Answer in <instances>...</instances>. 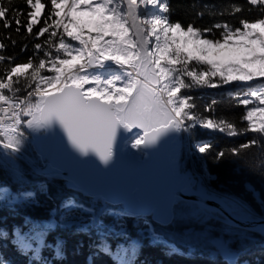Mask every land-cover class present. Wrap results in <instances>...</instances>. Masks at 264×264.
<instances>
[{
  "label": "snow or ice",
  "instance_id": "1",
  "mask_svg": "<svg viewBox=\"0 0 264 264\" xmlns=\"http://www.w3.org/2000/svg\"><path fill=\"white\" fill-rule=\"evenodd\" d=\"M23 2L29 9L26 14L15 0H0V26L11 29L15 24L17 34L23 27L26 37L47 38L33 44V55L25 62H15V56L3 54L7 48L3 40L9 39L12 45L17 41L11 32L7 36L0 33V159L15 165L32 133L54 134L55 129H59L61 141L66 138L65 152L95 158L103 166L112 165L122 139L143 152L197 127L228 136L256 134L237 147L217 151L215 161L226 154L239 156L254 146L264 147V0H246L250 9L259 10L256 19L242 18L239 27L225 21L207 28L171 20L170 0H49L44 26L35 32L46 3ZM203 9L210 16L244 10L237 3L219 11L210 4H204ZM204 10L196 15L203 17ZM214 29L220 30L219 36ZM26 49L24 45L21 51ZM234 82L243 90L229 95L245 107L240 119L247 122L246 128L237 129L225 117L204 115L197 110L196 97L187 94ZM215 103L206 105L204 111L214 112ZM192 147L202 156L212 150L208 140L197 141ZM12 175L18 182L25 177L19 167H13ZM44 175L55 177L59 170L45 167ZM187 182L190 184L191 178ZM40 191H48L47 183L40 185ZM201 194L204 199L215 198L203 189ZM35 195L31 191L13 194L0 185V207L31 201ZM183 207V201L170 203L161 222H174ZM54 211L87 213L92 218L97 213L95 207L74 198H66ZM209 211L193 206L190 214L204 216ZM225 212L242 220L252 216L244 204L227 197L215 214L223 218ZM258 224L264 232V220ZM52 226L49 221L34 224L28 233L14 232L16 246L30 257V264H50L41 251L49 247L46 237ZM226 226L234 227L230 222ZM7 235L0 230V239ZM153 236L159 242L160 237ZM210 245L228 257L226 264H239L225 241L217 238ZM52 250L56 258H63L64 242L57 240ZM97 250L111 254L104 241ZM136 251L135 245L120 249L115 254L116 264H132L130 255L135 256ZM168 251L180 254L175 246ZM0 264L8 261L0 257Z\"/></svg>",
  "mask_w": 264,
  "mask_h": 264
},
{
  "label": "trees",
  "instance_id": "2",
  "mask_svg": "<svg viewBox=\"0 0 264 264\" xmlns=\"http://www.w3.org/2000/svg\"><path fill=\"white\" fill-rule=\"evenodd\" d=\"M42 2L46 3V10L42 14L40 23L34 26V32L44 26L43 16L47 14L50 7L49 0H42ZM15 3L17 7L24 10L25 14L29 10L23 0H15ZM231 3L243 5L244 10L235 15L210 16L207 14L208 10L203 9L204 4H210L215 5L214 11H219ZM170 7L171 20H179L185 25L191 22L200 28H207L214 23L225 21L234 27H239L240 19L253 20L260 14L258 9L254 7L250 9L246 0H170ZM201 10L205 11V15L198 17L196 13ZM15 27V24L11 29H3L0 26V33L7 36L11 32L12 39L17 41L15 45H12L9 39H4L3 42L7 48L3 54L15 56V62H25L29 56L33 55V44L46 39L47 35L37 40L33 36L26 37L23 27L17 34ZM213 31L219 36V29ZM24 45H27V49L21 51ZM238 90L242 91L243 86L232 84L219 88L194 89L187 94L196 97L195 103L199 112L215 116L217 119L225 117L234 122L237 129H241L247 127V122L240 119L246 109L229 95ZM213 100L216 101L213 106L214 112H205V106L211 104ZM255 136L256 134L251 132L228 136L220 131L204 130L199 127L191 133H181L182 148L178 169L186 175L193 174L192 171L195 170L204 177L212 190L241 202L252 215L264 217V167L261 166L264 162V147L254 146L241 151L239 156L226 154L220 161L213 159L217 151L237 147ZM31 140L30 135L24 152L31 156L35 163L42 165L39 156L33 150ZM200 140L211 142L212 150L209 154L202 156L194 151L192 145ZM13 167L24 170L25 177L22 182H18L13 177ZM42 183L48 185L46 193L40 191ZM246 184L257 191V198L246 188ZM0 185L9 187L15 194L22 191H31L36 194L31 201L22 200L10 207H0V230L8 234L6 238L0 239V257L8 261V264H30V257L25 256L17 248L14 232L19 230L21 234L28 233L35 222L45 223L52 218L57 219L60 213L52 212L58 209L66 198H74L78 202L93 206L97 209V213L95 218L81 212L65 215L66 218L75 217L80 223H88L84 230L79 225L73 224L69 228L56 226L47 234L49 247L44 248L41 255L50 264H116L115 254L120 249L131 245L137 248L135 256L130 255L132 264H226L228 257L210 245V241L217 238L227 243L231 254L238 259L239 264H264V252L258 251L261 248L264 250V232L236 227L228 228L227 224L220 220L221 216L214 212L204 216L191 215L192 207L198 206L192 202L179 200L183 201L182 212L171 224L160 225L152 221L150 217L125 214L120 206L110 205L102 199L94 200L71 190L66 187L64 180L60 177L39 175L21 159L15 165L0 159ZM105 209L108 211L105 212ZM91 219L97 222L98 226L94 227ZM188 228H191L190 232L185 231ZM149 229L154 234L162 236L169 245L179 248L180 254H171L168 251L171 246L150 244L146 238ZM100 232L104 233L100 235V239L111 249V254L99 252L98 247L93 246L95 236ZM57 240L64 242L63 258H56L52 250Z\"/></svg>",
  "mask_w": 264,
  "mask_h": 264
},
{
  "label": "water",
  "instance_id": "3",
  "mask_svg": "<svg viewBox=\"0 0 264 264\" xmlns=\"http://www.w3.org/2000/svg\"><path fill=\"white\" fill-rule=\"evenodd\" d=\"M32 147L40 157L42 165L36 164L25 152L22 159L35 173L44 175L48 170H59L66 186L93 199H103L112 205H121L131 215L150 216L159 224L170 203L178 199L191 201L210 211H219L224 206L220 195L211 193L201 176L185 175L178 170L181 152L180 134L165 138L161 144L145 149L143 157L125 150L126 141L121 140L117 155L111 166L100 165L95 158L69 155L63 149L66 138L61 141L59 129L54 134L32 133ZM191 178L192 182L187 181ZM257 198V191L246 184ZM213 199L202 198L201 190ZM264 218H232L223 213L222 221L239 228L260 231L258 222Z\"/></svg>",
  "mask_w": 264,
  "mask_h": 264
},
{
  "label": "rangeland",
  "instance_id": "4",
  "mask_svg": "<svg viewBox=\"0 0 264 264\" xmlns=\"http://www.w3.org/2000/svg\"><path fill=\"white\" fill-rule=\"evenodd\" d=\"M233 84H238V83H236V82H234ZM232 85V84H231ZM228 86H230V85H228ZM125 149L128 151V152H131V153H137V154H139L140 156H141V152L140 151H138V150H136V149H132L131 147H130V144H126V146H125ZM13 193V192H12ZM13 194H15V193H13ZM18 202V201H17ZM17 202H14V203H17ZM13 203V204H14ZM53 214H55V212H53ZM58 214V213H57ZM64 214H62V213H60V215H58L59 217L57 218V219H51V220H49V221H51L52 222V228H54L55 226H59V227H69V226H71L72 224H75V223H79V220L78 219H76L75 217H68V218H66V217H64L63 216ZM48 221V222H49ZM47 222V223H48ZM146 237L149 239V242L151 243V244H154V245H160V244H165V242H164V240L160 237V240H159V242L158 241H156L155 239H154V236H153V233L151 232V231H149L148 232V234L146 235Z\"/></svg>",
  "mask_w": 264,
  "mask_h": 264
},
{
  "label": "bare ground",
  "instance_id": "5",
  "mask_svg": "<svg viewBox=\"0 0 264 264\" xmlns=\"http://www.w3.org/2000/svg\"><path fill=\"white\" fill-rule=\"evenodd\" d=\"M252 192V191H251Z\"/></svg>",
  "mask_w": 264,
  "mask_h": 264
}]
</instances>
